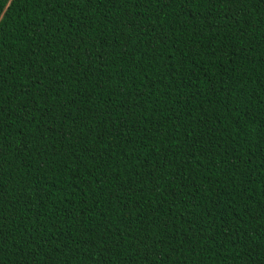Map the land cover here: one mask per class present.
Here are the masks:
<instances>
[{"label": "trees", "instance_id": "obj_1", "mask_svg": "<svg viewBox=\"0 0 264 264\" xmlns=\"http://www.w3.org/2000/svg\"><path fill=\"white\" fill-rule=\"evenodd\" d=\"M0 264H264V0H0Z\"/></svg>", "mask_w": 264, "mask_h": 264}]
</instances>
